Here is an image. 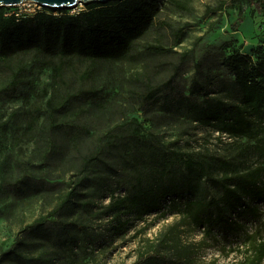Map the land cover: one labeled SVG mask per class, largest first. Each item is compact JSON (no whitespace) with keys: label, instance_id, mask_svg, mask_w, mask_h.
Returning <instances> with one entry per match:
<instances>
[{"label":"trees","instance_id":"16d2710c","mask_svg":"<svg viewBox=\"0 0 264 264\" xmlns=\"http://www.w3.org/2000/svg\"><path fill=\"white\" fill-rule=\"evenodd\" d=\"M166 1L180 11L188 10L181 0ZM243 4L264 14V0L222 1L216 10L240 9ZM85 6L86 10L76 15L70 14L69 9L43 8L36 15L20 20L6 18L5 7H0V75L3 76L0 102L15 97L31 84L30 74L34 69L31 63L51 71L47 119L40 125L39 108L14 116L15 133L25 127L26 134L49 138V154L55 153L56 135L67 136L69 142L75 135H89L88 127L71 120V115H78L76 112L82 106L100 99L102 91L87 84L99 71L117 64L142 66L144 57H161L172 52L161 44L141 43L148 33L160 28L159 0H110ZM55 12H60V16ZM242 22L240 9L232 26L234 31ZM184 38L183 31L176 32L174 45L181 44ZM186 57L187 54L182 55L183 59ZM181 64L182 61L173 65V74L167 82L155 84L148 79L144 83L143 103L150 104L163 96L166 111L182 108L188 118L202 127L213 128L229 138L255 142L256 149L264 156V43L251 54L235 50L224 60L232 80L205 84L196 79L187 96L176 97L173 81ZM143 74H137L138 82L144 81ZM0 128L8 130V123L0 124ZM236 167L211 153L170 150L157 137L143 135L139 125L117 126L94 154L83 157L82 176L72 181L55 213L78 205L79 197L85 195L79 189L91 186L101 190L122 171L127 177L126 194L114 198L109 205L118 221L132 215L143 220L162 210L167 200L182 199L189 194L194 198L180 205L172 201L169 206L182 215L183 223L177 226L179 239L180 226L184 225L203 229L207 236H211L215 226L233 231L235 224L227 218L228 213L237 211L246 198L264 200V165L245 172ZM217 169L223 170L222 176L215 175ZM207 181L221 189L219 198L203 197ZM90 204L81 205L87 208ZM49 221L50 217L36 220L27 235L44 241L55 239L59 247L74 245L67 223L54 220L52 224L56 226L48 227ZM76 227L82 230L77 224ZM30 245L25 237L20 238L0 255V264H52L54 259L49 255L30 256L25 251ZM236 251L241 257L238 264H264V236L246 234ZM160 255L156 252L140 255L134 264H153ZM178 260L184 264L194 262L192 254L184 250L178 254Z\"/></svg>","mask_w":264,"mask_h":264},{"label":"rangeland","instance_id":"374dc122","mask_svg":"<svg viewBox=\"0 0 264 264\" xmlns=\"http://www.w3.org/2000/svg\"><path fill=\"white\" fill-rule=\"evenodd\" d=\"M181 1L188 7L187 11L159 0L160 28L148 33L141 42L142 45L161 44L172 50L171 53L144 57L142 66L106 67L94 80L88 81V85L102 91L101 97L82 106L76 112L78 115H71V120L86 125L89 135H75L70 142L67 136L56 135L55 153L49 154V138L26 134L25 127L14 132L17 113L39 108L40 125L49 113L46 103L52 91V73L34 63L30 66L34 65L31 84L15 97L0 102V124L8 123V130L0 128V255L25 237L31 242L25 251L34 257L49 255L54 259L52 264H134L140 255L150 252L161 254L153 264H184L178 260L181 250L192 254L194 262L191 264H238L241 257L236 249L246 234L264 236V200L249 198L242 201L237 211L227 215L235 224V230L215 226L211 236L205 235L203 229L184 225L179 229L181 239L177 237L182 215L169 206L172 201L180 205L193 199L189 194L182 199L167 200L162 210L143 220L132 215L118 221L109 205L114 198L126 194L127 177L122 171L101 190L91 186L79 189L80 194L85 195L79 197L78 205L55 213L72 181L82 176L83 157L94 154L117 126L130 124L135 128L139 125L143 135L157 137L170 150L211 153L235 164L242 172L264 165V156L256 149L255 142L229 138L213 128L202 127L188 118L182 108L166 111L163 96L150 104L143 103L144 83L148 79L155 84L167 82L174 64L182 61L181 70L173 81L175 96H187L196 79L205 84L232 80L233 75L223 65L224 60L235 50L251 54L264 43V14L248 4L240 8L243 22L234 31L232 26L237 22L240 9L216 10L227 0ZM7 10L9 8L4 12ZM85 10L82 4L68 12L74 15ZM179 30L185 33V38L176 46L175 33ZM183 54H187L185 59ZM138 73L145 74L143 82L137 81ZM222 174L223 170H216V176ZM203 194L210 200L219 198L222 191L207 181ZM85 202H90V206L84 208L81 204ZM43 217H50L48 227L56 226L52 224L54 220L62 219L67 223L74 245L59 247L55 239L44 241L27 235L34 222ZM76 224L82 230H78ZM33 242L41 243L32 245Z\"/></svg>","mask_w":264,"mask_h":264},{"label":"water","instance_id":"95a60500","mask_svg":"<svg viewBox=\"0 0 264 264\" xmlns=\"http://www.w3.org/2000/svg\"><path fill=\"white\" fill-rule=\"evenodd\" d=\"M110 0H0V7H15L24 3H34L47 9H72L79 4L105 3Z\"/></svg>","mask_w":264,"mask_h":264},{"label":"built area","instance_id":"2783aa9c","mask_svg":"<svg viewBox=\"0 0 264 264\" xmlns=\"http://www.w3.org/2000/svg\"><path fill=\"white\" fill-rule=\"evenodd\" d=\"M79 5H82V4H79ZM7 8H9V10L4 12V16L6 18L15 17L18 20L34 16L43 9V7H41L37 4H34V3H24L21 5L15 6V7H7ZM74 12H75V10H74ZM80 12H82V11H80ZM80 12H76V14H79ZM54 14L58 15V12H55ZM76 14H74V15H76Z\"/></svg>","mask_w":264,"mask_h":264}]
</instances>
